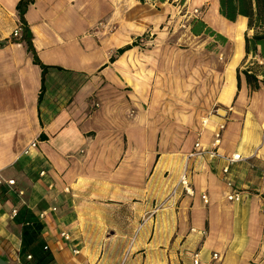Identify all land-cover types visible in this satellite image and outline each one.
Listing matches in <instances>:
<instances>
[{"label": "crops", "instance_id": "1", "mask_svg": "<svg viewBox=\"0 0 264 264\" xmlns=\"http://www.w3.org/2000/svg\"><path fill=\"white\" fill-rule=\"evenodd\" d=\"M18 2L0 0V175L15 180L0 189V264H264V87L237 85L247 18L219 0H34L36 55L72 72L50 69L39 102L41 68L11 35ZM211 19L241 22L239 42ZM208 27L228 43L212 49ZM220 122L218 151L246 158L227 174L191 155Z\"/></svg>", "mask_w": 264, "mask_h": 264}, {"label": "trees", "instance_id": "2", "mask_svg": "<svg viewBox=\"0 0 264 264\" xmlns=\"http://www.w3.org/2000/svg\"><path fill=\"white\" fill-rule=\"evenodd\" d=\"M33 2L34 0H19L17 10L23 28L20 39L26 43L27 50L33 53L34 63L38 64L42 71V86L39 94V102H41L46 90V75L50 69L55 68L60 75L67 77L72 76V72L60 66L53 67L46 65L36 55L32 41L33 35L24 17L29 5ZM219 12L232 22H235L239 15L247 18V29L244 34L245 56L242 68L237 69V85L238 87L240 86V78L243 75L251 91L259 90L264 87V0H219ZM199 23L201 25L204 24V22L198 21L196 27L200 26ZM196 27L194 25L192 31L198 32V28ZM205 32L210 35V46L212 49H217V46L227 44L229 41L225 36L216 32L211 27L205 29ZM130 46L126 45L119 48L118 52L122 53L124 50L130 48ZM33 226L31 234H34L33 236L36 237L40 230H42V223L36 221L33 223ZM26 232L27 229L24 228L23 235ZM36 258L38 264H46L52 259V256L50 253L45 252L41 255H36Z\"/></svg>", "mask_w": 264, "mask_h": 264}, {"label": "built area", "instance_id": "3", "mask_svg": "<svg viewBox=\"0 0 264 264\" xmlns=\"http://www.w3.org/2000/svg\"><path fill=\"white\" fill-rule=\"evenodd\" d=\"M200 11L198 10V8L193 10L194 14H198ZM21 31H22V24H20L18 27H16L13 32H12V37H18L21 35ZM226 125L224 122H220L217 125L216 130L214 131V135H213V141L211 144V148L210 149H205V150H201L200 149V144L199 142H197L195 144V151L191 153V155H200V154H204L206 153L210 158H221L223 160L226 161V164L223 166L222 168V172L224 174L229 173L230 171V165L233 163H236L238 161H242V160H246V158L244 156H242L240 153H232L230 155L227 154H222L221 152L218 151V147L222 141V135H223V131L225 129ZM37 145V141H32L30 143V145L23 151L25 154H27L29 152V149L31 147H35ZM45 172L41 171L40 175H44ZM262 179L264 180V171L262 173ZM180 183L183 186L184 190L186 193L189 194H193V190L189 184L188 178L186 176V174L184 173L181 176L180 179ZM4 184H8V185H14L15 184V180L14 179H8L5 180L1 175H0V189L3 187ZM228 185L232 186L233 183L231 180L228 181ZM202 199L203 201L206 203L208 201V198L205 194H202ZM227 198L229 200H233V201H240L242 199V195L241 192L236 191V190H232L231 192H229L227 194ZM195 230V229H192ZM62 237H65L66 239L70 238V234L66 233V232H62L61 233ZM213 256L216 258L217 257V253H214ZM30 257V256H29ZM194 263L198 264L199 263V254L195 253L194 255Z\"/></svg>", "mask_w": 264, "mask_h": 264}, {"label": "bare ground", "instance_id": "4", "mask_svg": "<svg viewBox=\"0 0 264 264\" xmlns=\"http://www.w3.org/2000/svg\"><path fill=\"white\" fill-rule=\"evenodd\" d=\"M223 27L227 30L228 34H232V32L235 33L236 34L235 39L237 42H239L240 32H241V28H242L241 22H236L235 24H228V25L223 24ZM233 38H234V36H233Z\"/></svg>", "mask_w": 264, "mask_h": 264}, {"label": "rangeland", "instance_id": "5", "mask_svg": "<svg viewBox=\"0 0 264 264\" xmlns=\"http://www.w3.org/2000/svg\"><path fill=\"white\" fill-rule=\"evenodd\" d=\"M212 23H213V25L215 26V27H217V28H219V29H221V30H225L224 29V27H223V24L225 23V24H227V21H224V20H218V23H216V20H213V19H211L210 20ZM221 26V27H220ZM210 41H211V39L210 40H208V45H210ZM211 47V46H210ZM212 48V47H211Z\"/></svg>", "mask_w": 264, "mask_h": 264}]
</instances>
